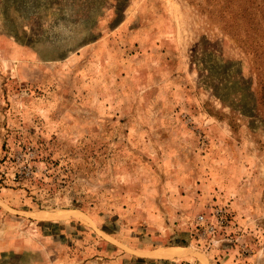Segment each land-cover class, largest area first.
<instances>
[{
  "label": "rangeland",
  "instance_id": "1",
  "mask_svg": "<svg viewBox=\"0 0 264 264\" xmlns=\"http://www.w3.org/2000/svg\"><path fill=\"white\" fill-rule=\"evenodd\" d=\"M0 264H264V0H0Z\"/></svg>",
  "mask_w": 264,
  "mask_h": 264
},
{
  "label": "bare ground",
  "instance_id": "2",
  "mask_svg": "<svg viewBox=\"0 0 264 264\" xmlns=\"http://www.w3.org/2000/svg\"><path fill=\"white\" fill-rule=\"evenodd\" d=\"M168 249H170V248H167V249H166L167 252H168ZM161 252H162V251H161Z\"/></svg>",
  "mask_w": 264,
  "mask_h": 264
}]
</instances>
